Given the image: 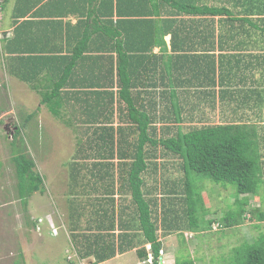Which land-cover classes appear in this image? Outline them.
Here are the masks:
<instances>
[{"label":"crops","instance_id":"1","mask_svg":"<svg viewBox=\"0 0 264 264\" xmlns=\"http://www.w3.org/2000/svg\"><path fill=\"white\" fill-rule=\"evenodd\" d=\"M169 1L175 3L9 0L0 7V54L4 63L0 91L10 90L20 101L37 98L38 103L41 92L52 94L60 104L58 117L66 116L63 124L74 127L77 133L91 132L85 123L91 115L93 127L112 128L116 133L119 126L127 134L135 127L130 120L134 111H129L125 103L119 105L122 112L117 111L116 68L120 67L126 78L124 96L131 110L137 109L150 119L149 132H155L157 138L165 127L183 132L190 126L209 124H246L261 133L264 127V0ZM173 4L186 8L183 11L179 7L178 11ZM190 6L199 11H191ZM107 93L113 94V112L107 103L110 99ZM39 106L36 111L23 114L21 120L35 113L28 122L33 121ZM47 114L53 118L49 111ZM4 116L0 112V118ZM114 145L112 159L95 162L112 167H101L94 174L105 179V184L113 176L115 211L122 208L123 220L128 223L126 214L132 207L129 195L121 203L116 193L117 172L120 164L130 163L129 150L133 145L127 139L120 142L119 147L128 150L122 152L123 158L116 155V141ZM148 148L152 146L146 144L144 149ZM156 149V156L146 159L148 168L141 177L144 198L156 216H160V209H164L165 161L160 148ZM74 162L89 166L88 161L75 159ZM82 176L81 171L79 178ZM83 185L84 180L72 185V200L68 198L72 211H83L80 198L84 197L76 194ZM68 187L71 190L70 183ZM91 219L95 227L96 216L92 214ZM51 229L54 235L56 229ZM174 234L159 238L161 252L170 249L171 244L177 245L170 243ZM73 242L79 259L93 264V255L82 254L84 242ZM127 242L132 243L129 239ZM149 247L145 245L147 250ZM135 252L136 249H131L105 262L127 254L136 256Z\"/></svg>","mask_w":264,"mask_h":264},{"label":"trees","instance_id":"2","mask_svg":"<svg viewBox=\"0 0 264 264\" xmlns=\"http://www.w3.org/2000/svg\"><path fill=\"white\" fill-rule=\"evenodd\" d=\"M8 1L0 0V7ZM165 1L169 4L175 3L169 0ZM132 7L135 8V5ZM172 7L178 8V11L179 7L182 10L186 8V6L177 4H173ZM191 11L198 12L199 10L191 7ZM116 78L118 88L117 111L118 113L122 112L119 106L121 103L128 105V110L134 111V117H130V120L134 122L135 127L133 130L130 129L132 132L125 134L122 131L123 128L118 126L116 128L117 132L114 133L112 128L93 127V120L90 119L92 116L86 117V128L91 132L80 133L82 144H78L76 152L71 157V164L68 165V180L71 185V194L74 193L72 185L74 186V184L84 180L85 185L82 186V193L80 194L81 191L76 193L79 195L78 197L80 195L84 197L80 198L81 210H83L80 212L89 211V214L96 216V225L93 227L90 222L92 219H89L87 221L89 226L85 231L87 234L78 235L73 233L72 240L74 238V240L84 242L82 254L84 257L93 255L95 258L93 264L103 263L116 254H122L131 249H136L135 254L139 260L146 261L150 254V264H160L162 242L158 236L180 233L181 235L184 234L186 239L187 232L195 230L201 232L202 229H205L200 227V219L198 218L200 217L199 213L204 214V211L199 212V208L197 210V203L203 205L201 195H197L199 198L196 205L192 203L189 196L191 174L200 175L202 178L223 187H226L227 184L232 185L238 195H256L259 187L263 184L264 140H260L262 139L259 136L260 133L256 132L254 126L246 124L190 126L188 130L183 132L180 130L173 131L170 127H165L159 138H157L155 132H149L148 123L150 119L140 114L137 109L131 110V105L124 96L126 89L124 79L126 78L123 68H116ZM93 94L91 92V95ZM107 94L110 98L107 103H110V110L112 109L113 112V94ZM40 97L39 104L46 106L54 117H58L60 104L54 100L55 96L41 92ZM34 114L25 117L21 124L15 126L16 130L11 141V162L16 180V195L21 206L25 209L32 195L41 192L43 189V179L35 169V162L26 152L22 136L26 123L34 117ZM119 121L121 122L122 119L120 118ZM100 126L103 125L100 124ZM126 139L133 147L129 150L130 163L119 165L116 193L119 198L121 197V203L127 200L124 198L125 195H129L128 200L132 209L126 214V218L130 219L128 223L123 220L124 211L122 208L115 211L113 198L115 191L112 189L113 176H110L109 184H105V179L95 175L100 172L99 168L101 167H112L109 164H107L108 166H101L95 162L114 157L115 141L117 144V157H124L122 152L128 150H122L119 144L123 140L126 141ZM146 144L152 146V148L145 150L144 146ZM157 147L160 148L165 161L162 180L164 184V209L163 211L160 209V216L159 214L156 216L148 200L146 201L144 198L142 192L143 179L141 177L148 168L146 159L156 156ZM75 159L88 161L89 166L74 162ZM90 159H92V163L89 162ZM81 171L83 176L79 178ZM176 171L177 173H173ZM178 172H181L180 177L176 175ZM181 184L183 189L180 190ZM180 191L183 192L182 196L178 195ZM181 200L185 204L182 211L187 218L186 226L180 225L176 221L178 216L175 213L174 216L171 215L175 211L171 205L175 201ZM234 204L239 206L237 210L225 214L221 219L225 228L237 226L243 220L247 200L243 197L241 201H235ZM252 211L255 212V210ZM80 212L76 211V213ZM169 213L170 217L168 218ZM258 217L263 220L264 214L259 211ZM104 221H106V225ZM208 224L210 223L208 222ZM74 227L72 226V230ZM74 229L73 231L78 230V228ZM127 239L131 240L132 243H128ZM147 244L150 246L149 250L145 248ZM183 244H185V241L180 240L179 246L181 247ZM173 264L195 263L190 259L176 258ZM234 264H264V232L251 244L245 248L240 247L235 252Z\"/></svg>","mask_w":264,"mask_h":264},{"label":"rangeland","instance_id":"3","mask_svg":"<svg viewBox=\"0 0 264 264\" xmlns=\"http://www.w3.org/2000/svg\"><path fill=\"white\" fill-rule=\"evenodd\" d=\"M3 65L0 54V74L4 71ZM0 92H3L0 94V112L5 113L0 118V264H87L74 251L72 226L78 228L75 234H87V221L92 218V214L89 211L76 213L68 202V198H72L67 166L78 144H82L80 133L74 127L63 124L66 116L63 120L52 114L53 118L49 116L43 105L39 106L37 117L26 123L22 131L24 146L43 179V189L33 194L26 209L23 208L16 195L11 141L15 126L22 123L21 116L36 110L39 103L37 98L17 100L10 90ZM262 130L260 140H264ZM176 175L180 177L181 172ZM191 179L189 196L196 205L201 195L203 205L197 203V210L199 208V212L204 211V214L199 213L201 218L197 217L200 219V227L205 229L201 232L185 231L186 239L184 234H174V240L170 243L176 242L177 245L173 247L171 244L170 249L165 248L160 252V264H173L176 258L190 259L195 264H234L235 252L251 244L264 232V220L259 219L256 213L257 210L264 212V178L257 194L248 196L238 195L232 185L227 184L226 188L194 173ZM178 195L182 196L183 192L180 191ZM243 197L247 205L241 224L223 227L222 217L235 212L239 206L234 202L241 201ZM171 207L175 209L171 215L175 213L178 216L173 219L186 226L187 218L182 211L185 208L184 202L175 201ZM52 227L56 229L55 234L52 233L54 235H51ZM158 237L163 238L162 235ZM180 240H185L181 247ZM103 264L150 263L139 260L134 254H127Z\"/></svg>","mask_w":264,"mask_h":264},{"label":"built area","instance_id":"4","mask_svg":"<svg viewBox=\"0 0 264 264\" xmlns=\"http://www.w3.org/2000/svg\"><path fill=\"white\" fill-rule=\"evenodd\" d=\"M54 234H55V231L53 230ZM148 262L150 263L151 262V257L149 256V259H148Z\"/></svg>","mask_w":264,"mask_h":264},{"label":"clouds","instance_id":"5","mask_svg":"<svg viewBox=\"0 0 264 264\" xmlns=\"http://www.w3.org/2000/svg\"><path fill=\"white\" fill-rule=\"evenodd\" d=\"M150 257H151V256H150ZM159 260H161V256H160Z\"/></svg>","mask_w":264,"mask_h":264},{"label":"bare ground","instance_id":"6","mask_svg":"<svg viewBox=\"0 0 264 264\" xmlns=\"http://www.w3.org/2000/svg\"><path fill=\"white\" fill-rule=\"evenodd\" d=\"M249 219V218H248Z\"/></svg>","mask_w":264,"mask_h":264}]
</instances>
